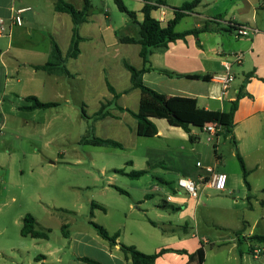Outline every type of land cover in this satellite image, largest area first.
<instances>
[{
	"label": "rangeland",
	"instance_id": "1",
	"mask_svg": "<svg viewBox=\"0 0 264 264\" xmlns=\"http://www.w3.org/2000/svg\"><path fill=\"white\" fill-rule=\"evenodd\" d=\"M71 1L78 4L77 0ZM92 1L109 12V23L113 27H123L125 20L128 21L114 0ZM137 6V0L131 1L130 7L126 5L132 9ZM30 15L26 14L27 17ZM28 25L24 24V27ZM47 44L48 41H41L36 46L43 49ZM123 56L133 66L139 60L137 54ZM23 58V63L48 60L40 56L30 58L27 53ZM3 61L10 65L11 74L6 89L3 88L4 81H0V208L3 211L0 223L8 228L6 239L10 241V246L17 249L16 263L35 264L33 257L41 254V249L35 247L31 238L21 236L22 220L29 214L35 217L39 228L52 231L50 239L53 245L63 241V227L67 226L73 232L90 230L99 243L107 246L108 241L102 239L89 224L94 222L109 233L115 230L121 233V242L125 246H129L125 242L138 237L148 239L155 249L171 245L169 247L186 251L188 256L194 254L191 252L199 246L203 252V261L207 264H221V261L258 264L257 261H264L253 258V242L249 246L244 243L239 249L233 246L232 239L243 230L242 221L247 220L243 232L249 234L259 215L251 219L250 205L243 199L241 191L246 186L238 162L228 165V171L238 173L236 191L218 192L207 187L200 188L199 201L192 199L195 202L183 205L178 211L177 208L173 210L176 205L169 198H184L186 202L190 198L178 186V180L183 176L179 169H166L165 161L154 168H148V173L137 180L114 173V170L132 172L146 169V163L141 157L147 149H161V145L166 146L167 142L141 137L135 149L134 142L122 130V122H95L94 115L110 95L106 82L99 74L91 87H86V80H83L81 86L71 94L72 82L66 78L59 82L45 72L30 67L19 68L20 73H16L12 66L15 59L4 55ZM91 62L92 57L87 56L78 63L69 61V68L76 71L88 67ZM110 68V83L119 91L128 88L130 74L124 69L121 59H114ZM30 96L58 106L27 111L24 108L32 103L25 99ZM132 97H123L118 103L133 108ZM83 109L90 119L83 118ZM105 123L109 126H105ZM94 137L121 140L119 142L127 147L114 149L95 146L91 143ZM168 138L171 139L168 143L173 150L184 153L187 152L184 148L189 149V144L182 142L177 132H172ZM131 160L136 163L135 167L129 166ZM160 160L162 162L165 159ZM184 162V157L178 159L177 156V162L172 163H177L179 168ZM190 163L188 165L192 169L194 166ZM155 186H159V190ZM150 192L154 197L146 200L145 196ZM235 200L238 203H234ZM163 202H168L170 207H164ZM93 203L104 210L92 211ZM158 205L163 209H159ZM151 221L158 227H153ZM185 226L190 235H183ZM164 231L169 236L176 235V239L163 240ZM253 232L264 234L263 220H258ZM179 237L185 238L182 245L178 244ZM94 256L104 261V254L100 250L95 249Z\"/></svg>",
	"mask_w": 264,
	"mask_h": 264
},
{
	"label": "crops",
	"instance_id": "2",
	"mask_svg": "<svg viewBox=\"0 0 264 264\" xmlns=\"http://www.w3.org/2000/svg\"><path fill=\"white\" fill-rule=\"evenodd\" d=\"M65 1L71 3L77 10H82L84 7V0H77L78 4L71 0ZM88 1L91 6L90 16L88 21L81 25L79 31L80 36L83 38L80 44L81 53L77 59H68L66 64L72 76H55L45 72L59 82L63 78L71 81V94L75 88L81 86L80 82L83 80H86V87H91L97 74L104 79L107 86V82L110 83L111 81V62L119 58L123 67L124 62H128L122 58L123 55L137 54L139 60L134 67L138 70L144 67L143 60L140 57L141 47L138 44H125L122 42V39L125 38L139 40L138 25L128 19V21L125 20L123 27H113L109 23V12L96 6L92 0ZM122 1L130 7V2L133 0ZM156 1L152 0L150 4L156 5ZM165 1L166 5L158 6L157 10L151 14L153 18L161 22L163 27L174 19L175 9L193 0ZM137 2L138 6L136 8H128V10L130 9L131 12L136 13L138 22H142L144 20L142 11L147 2L145 0H137ZM20 9L28 10L22 15L24 24H29L28 27H24V24L23 26H13L11 24V18L14 16L15 11ZM29 13L31 15L27 17L26 14ZM0 19H4L10 29L8 36L0 38V81L5 83L3 88L6 89L11 74L10 65L3 61L4 55L15 59L12 66L16 73H20L19 68L30 67L35 70L34 65H44L49 61L51 39H53L59 45L63 57L66 58L73 34V22L68 14L55 11L54 0H0ZM204 24L207 25L208 30L200 34L198 39L189 36L185 40H178L167 47L154 49L150 58L153 71L144 74L143 82L147 87L168 97L196 99L198 106L207 111L227 113L230 111L232 103L237 101L238 107L234 115L236 146L233 145L230 137L224 135L218 138L211 136L203 130V125L199 124L191 126V133L195 141L190 142L189 136L182 129L171 127L166 120L152 119L159 131L158 136L152 139L164 140L167 145H161V149L153 151L147 149L144 156L141 157L146 163V169L142 171L148 173V168H154L166 161V169H179L183 175L182 178L193 181L199 186V189H205L206 187L210 188L209 185L204 183L210 180V174L207 173L206 169L211 168L216 173L227 175L226 191L233 192L236 191L238 173L228 171V165L234 162L239 163L238 153L249 173L248 181L251 186L250 193L247 187L244 191L242 189L243 199L250 205L251 219L259 214L249 234L243 232L246 229L244 224H248L247 220L242 221L243 230L238 232L241 234L240 237L232 239L234 248L239 249V246L244 243L249 246L250 241L248 238L255 235L264 236V234L253 232L258 220L264 221V0H202L193 12L185 15L175 27V31L183 33ZM231 24H240L250 29H257L259 33H251L248 37H239ZM41 41H48L49 45L47 44L43 49L39 48L36 45ZM26 53L29 54L30 58L40 56L42 59L47 57L48 60H45V62L23 63L25 61L23 57ZM236 55H242V60L239 63L235 61ZM87 56L93 59L88 67L84 66L76 71L69 68V61L78 63ZM226 63L231 66L229 71L225 68ZM124 69L126 70L125 67ZM227 72L233 75L235 79L227 89H224L220 78L225 76ZM112 87L114 86L112 85ZM114 89L120 95L117 101L118 105H120L118 102L121 98L133 96V108L120 106L133 112L138 111L142 94L140 90L132 89L131 74L128 88L121 91L115 87ZM5 91L3 92L4 95L6 94ZM113 99L114 96L110 93L104 104L113 102ZM109 113L110 115L105 119L95 122H108V120L122 122L123 132L127 134L126 137H129L130 141L134 142V148L137 149L138 138H141L137 135V120L128 112L119 111L114 105L109 108ZM104 125L109 126L108 123ZM172 132H177L181 141L189 144L188 150L184 148V151L187 152L180 153L170 148L168 141L171 139L168 136ZM113 141L120 143L123 146L122 149H126L127 146L119 142L121 140ZM215 146L217 147L216 151ZM177 156L178 159L181 157L186 159V163L184 162L182 167L179 166V168L177 163H172L177 162ZM162 158L165 160L161 162L160 159ZM189 163L194 166L192 169L189 167ZM198 163H201L202 166L198 167ZM135 165L136 163L133 160L129 161L130 167H135ZM122 170L130 173L125 169ZM242 181L244 182V179ZM244 186H246L245 183ZM155 189L159 190V186H155ZM153 197L154 195L150 192L146 194L145 199L148 200ZM169 201L176 205L173 210L177 208V211L183 205L195 202L190 198L186 202V199L179 197L169 198ZM163 203L165 204L164 207H170L168 202ZM234 203H238V201L235 200ZM157 207L162 208L159 205ZM2 214L3 211L0 208V217ZM158 216L161 217V214L158 213ZM151 225L155 228L158 227L152 221ZM183 230L184 236L190 235L186 226ZM174 231L172 230V232ZM7 233L8 228L0 223V239L4 238L0 240V264H19L16 263L18 261L17 249L10 246V241L6 239ZM66 233V237L64 233L62 234L63 241L55 245L51 243L50 237L48 240L31 238L35 242L33 243L35 247L41 249L40 256L35 255L33 257L35 258V264H89L81 261L82 258L91 259L99 264H133L132 260L126 257L120 249V245H123L121 242L122 235L117 230L109 233L111 236L119 233L117 245H111L106 241L107 246L99 243L96 235L90 230L84 229L73 232L67 229ZM164 233L162 234L163 240L173 241L176 239V235L169 236L167 232L164 231ZM177 241L179 245H182L185 238L179 237ZM125 244L134 246L147 255L156 254L162 249L182 250L169 247L171 245L166 246L167 248L155 249L153 243L148 239L142 240L138 237L128 240ZM95 249L104 254V261L94 256ZM196 250H199V246L191 253H196ZM240 255L243 260V253L241 252ZM230 262L244 264L245 261H221V264H229ZM257 262L258 264H264V261ZM155 264H199V262L191 261L188 255L166 253L158 258ZM201 264H207V262L203 261Z\"/></svg>",
	"mask_w": 264,
	"mask_h": 264
},
{
	"label": "trees",
	"instance_id": "3",
	"mask_svg": "<svg viewBox=\"0 0 264 264\" xmlns=\"http://www.w3.org/2000/svg\"><path fill=\"white\" fill-rule=\"evenodd\" d=\"M145 1L147 3L142 11L144 20L142 22H138L137 14L128 10L122 0H114L118 10L121 13L125 14L131 22L136 23L139 27L140 38L138 41L131 38L122 39V42L125 44H138L141 47L140 57L143 60L144 64V67L141 70L136 69L126 61L124 62V67L131 74L132 89H138L142 94L139 109L137 112H133L118 105L117 101L120 98V95L116 92L114 87H112V85L107 82L108 90L114 96L113 102L106 104L103 103L100 107V110L94 115V120H102L108 117L110 115L109 108L114 105L119 111L128 112L137 120V135L139 137L154 138L158 136V128L152 121V119H163L166 120L171 127L182 129L189 136L190 142L195 141V138L191 133L192 125L199 124L203 125L204 127L206 125L218 123L222 127L223 132L221 134H218L216 137L218 138L221 135L230 137L231 142L234 146H236V140L234 137V115L238 107L237 101L232 103L231 109L227 113L207 111L201 109L198 106V102L196 99L185 97H168L147 87L143 82L144 74L153 71L150 58L153 54L154 49L167 47L169 44L175 43L178 40H185L189 36H194L198 39L200 34L208 30L207 25L204 24L201 27H197L183 33H177L175 31V27L185 17V15L193 12L200 5L202 0H193L192 2H187L180 8L175 9L174 19L171 20L165 27L162 26L161 22L153 18L151 14L153 11L157 10L158 6L166 5V1L157 0L156 5L150 4L152 0ZM54 6L56 12L68 14L73 22V34L67 56L66 58L63 57L59 45L53 39H51V53L49 61L44 65H34L33 68L37 71H43L50 75L71 77L72 75L67 69L66 65L67 60L77 59L81 53L80 44L83 41V38L80 36L79 31L81 25L88 21L91 6L88 0H84V7L82 10H77L75 6H73L71 3L66 2L65 0H54ZM237 26L241 27L244 25L237 24ZM167 74L172 75L170 73ZM25 100L32 103L31 106L24 108L27 111L46 110L58 106L57 104L53 103H43L35 96L27 97ZM82 116L85 119H90L85 109L82 110ZM91 143L95 146L112 147L116 149L123 148L120 143L110 139H101L94 137ZM216 148L217 147L215 146V151ZM237 158L243 172L244 183L250 193L251 186L248 181L249 173L245 167L243 159L238 153ZM114 173L126 176L133 180H137L145 176L147 174V171H132L130 173H126L124 170H114ZM117 190L123 194H126L124 191H121L119 189ZM91 207L92 211L94 209L104 210L101 206L94 203L91 205ZM91 215H93V212L91 213ZM22 223V237H29L36 240L49 239L51 230L41 227L39 228L37 220L32 215L29 214L25 216ZM89 224L94 228V230L102 239L108 241L111 245H117V240L119 238L118 233L111 236L109 232L102 226H99L94 222H89ZM67 229V226L63 227V233L65 237L67 236ZM237 237H239V233L237 234ZM248 240L253 243L264 244V236L255 235L248 238ZM120 249L126 257L132 260L133 264H155L157 259L162 257L166 253L188 255L186 251L173 249H162L160 252L153 255L144 254L134 246L120 245ZM189 258L191 261H198L199 264H201L203 262L202 250L199 249L196 253L189 255ZM80 260L89 264H99L98 262L88 258H82Z\"/></svg>",
	"mask_w": 264,
	"mask_h": 264
},
{
	"label": "built area",
	"instance_id": "4",
	"mask_svg": "<svg viewBox=\"0 0 264 264\" xmlns=\"http://www.w3.org/2000/svg\"><path fill=\"white\" fill-rule=\"evenodd\" d=\"M27 9H20L15 11L14 16L11 18V24L13 26H23L24 20L22 15L27 12ZM231 26L236 30L237 36L239 37H248L253 34H258L259 31L257 29H250L245 26L238 27L237 24H231ZM10 32L9 27L6 24L4 19H0V38L8 36ZM242 60V55H236L235 61L239 63ZM230 64L226 63L225 68L227 71L230 70ZM234 76L231 75L229 72L225 74V76L221 77L220 80L222 82L223 88L227 89L229 85L234 81ZM203 130L211 135L217 136L223 132L222 127L218 123L206 125L203 127ZM198 167H201V163L197 164ZM207 173L210 174V180L205 182V185H209L210 188L217 190L218 192H224L227 188V175L223 173H216L213 169L207 168ZM179 187L183 188L189 197L194 200H200L199 194V186L196 185L193 181L181 178L178 180ZM252 256L255 260L264 259V244L262 243H255Z\"/></svg>",
	"mask_w": 264,
	"mask_h": 264
}]
</instances>
